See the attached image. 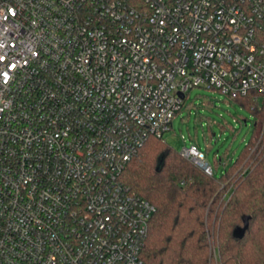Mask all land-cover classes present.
I'll return each mask as SVG.
<instances>
[{"label": "built area", "instance_id": "2783aa9c", "mask_svg": "<svg viewBox=\"0 0 264 264\" xmlns=\"http://www.w3.org/2000/svg\"><path fill=\"white\" fill-rule=\"evenodd\" d=\"M194 88L264 106V0H0V264H144L122 174Z\"/></svg>", "mask_w": 264, "mask_h": 264}, {"label": "trees", "instance_id": "16d2710c", "mask_svg": "<svg viewBox=\"0 0 264 264\" xmlns=\"http://www.w3.org/2000/svg\"><path fill=\"white\" fill-rule=\"evenodd\" d=\"M233 100L256 122L252 140L220 178L157 138L126 166L123 182L156 207L141 252L144 264H214V247L220 264H264V131L255 137L264 106L251 96ZM244 217H249L247 228Z\"/></svg>", "mask_w": 264, "mask_h": 264}, {"label": "rangeland", "instance_id": "374dc122", "mask_svg": "<svg viewBox=\"0 0 264 264\" xmlns=\"http://www.w3.org/2000/svg\"><path fill=\"white\" fill-rule=\"evenodd\" d=\"M255 122V115L232 98L214 89L194 88L163 141L178 153L196 146L220 178L252 140ZM262 131L264 122L257 126L255 137H261Z\"/></svg>", "mask_w": 264, "mask_h": 264}, {"label": "water", "instance_id": "95a60500", "mask_svg": "<svg viewBox=\"0 0 264 264\" xmlns=\"http://www.w3.org/2000/svg\"><path fill=\"white\" fill-rule=\"evenodd\" d=\"M180 96H181L182 98H184V95H183V94H180ZM163 160H164V158L162 157V158L160 159V161H159V165H158V167H157V171H160V169H161V167H162V165H163ZM244 223H245V228H247L248 225H249V217H244ZM245 228L240 230V233H241L240 236H242V235L244 234V232H245Z\"/></svg>", "mask_w": 264, "mask_h": 264}, {"label": "flooded vegetation", "instance_id": "af4514ba", "mask_svg": "<svg viewBox=\"0 0 264 264\" xmlns=\"http://www.w3.org/2000/svg\"><path fill=\"white\" fill-rule=\"evenodd\" d=\"M229 194V193H228ZM226 198H227V196H226Z\"/></svg>", "mask_w": 264, "mask_h": 264}]
</instances>
